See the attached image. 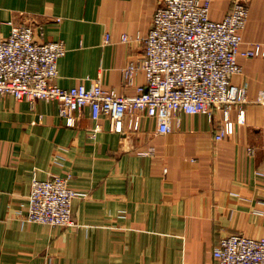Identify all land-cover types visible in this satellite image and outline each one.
Returning <instances> with one entry per match:
<instances>
[{
	"label": "crops",
	"instance_id": "0c3cea01",
	"mask_svg": "<svg viewBox=\"0 0 264 264\" xmlns=\"http://www.w3.org/2000/svg\"><path fill=\"white\" fill-rule=\"evenodd\" d=\"M233 1L211 0V18L221 20ZM246 1L241 52L264 43V0ZM158 2L0 0V22L6 35L13 20L43 26V40H64L59 86L100 82L133 95L145 75L127 84L124 68L143 57ZM239 62L232 81L248 87L245 123L232 108L234 131L219 141L223 108L214 122L182 112L167 133L147 116L137 131L126 119L123 133L102 116L94 132L88 106L69 126L55 101L0 96V264H213L222 237L264 236V57L241 54ZM69 174V186L84 193L73 201L77 226L25 221L33 176Z\"/></svg>",
	"mask_w": 264,
	"mask_h": 264
},
{
	"label": "built area",
	"instance_id": "2783aa9c",
	"mask_svg": "<svg viewBox=\"0 0 264 264\" xmlns=\"http://www.w3.org/2000/svg\"><path fill=\"white\" fill-rule=\"evenodd\" d=\"M210 10L211 0H159L144 38L143 57L124 68L127 84L139 71L145 75V84L133 95L118 94L100 82L91 88L59 86L58 62L67 52L64 40H43V26L13 20L8 21L6 35L0 22V96L55 101L59 116L69 126L77 124L78 115L88 106L94 132L101 129L102 116L109 118L110 130L117 133L126 130V119L129 130H139L141 118L147 116L156 119L160 133H167L182 112L206 114L214 122V109L223 108V120L214 125V139L223 140L234 131L232 108L238 111L237 123L246 119L248 87L232 81L243 71L239 56H264V43L240 50L250 13L248 1L234 0L221 20L212 19ZM122 39L128 41V36ZM257 102L264 103V89ZM71 178V174L45 180L33 176L24 220L66 229L77 226L73 201L84 193L69 186ZM213 257V264H264V236H224Z\"/></svg>",
	"mask_w": 264,
	"mask_h": 264
},
{
	"label": "rangeland",
	"instance_id": "374dc122",
	"mask_svg": "<svg viewBox=\"0 0 264 264\" xmlns=\"http://www.w3.org/2000/svg\"><path fill=\"white\" fill-rule=\"evenodd\" d=\"M249 15H250V13H249ZM248 19H249V18H248ZM245 27H246V26H245ZM241 44H242V43H241ZM252 44H253V43H252ZM252 44H251V46H252ZM251 46H250V47H251ZM247 49H248V48H247ZM247 49H245V50H247ZM240 50H241V48H240ZM245 50H244V51H245ZM244 51H243V52H244ZM239 57H240V56H239ZM255 57H264V56H255ZM255 57H252V58H255ZM247 103H248V102H247ZM247 103H246V104H247Z\"/></svg>",
	"mask_w": 264,
	"mask_h": 264
}]
</instances>
